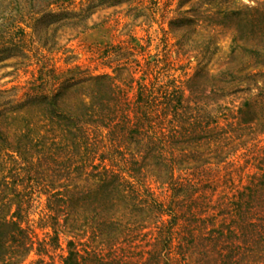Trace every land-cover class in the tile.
<instances>
[{"label": "trees", "instance_id": "trees-1", "mask_svg": "<svg viewBox=\"0 0 264 264\" xmlns=\"http://www.w3.org/2000/svg\"><path fill=\"white\" fill-rule=\"evenodd\" d=\"M117 1L0 0V61L22 55L28 37L45 48L47 32L55 38L62 28L84 31L90 8ZM200 2L208 7L197 11V2L193 12L228 25L232 42L254 36L257 42L243 50L264 61V9H239L228 0ZM46 71L14 105L35 108L33 115L11 110L14 115L5 117L18 122L11 127L0 120V264H18L32 246L21 222L32 201V187L22 182L33 177L45 196L55 242L54 226L61 220L69 235L84 228L81 234L102 236L109 245L105 255L78 249L69 239L62 264H130L134 236L153 223L156 234L139 264L264 262V151L246 185L212 199L197 186L218 162L198 149L219 136L215 115L203 105L188 102L176 87L142 85L129 98L109 73L84 74L77 66ZM216 147L209 152L220 151ZM144 171L171 190L168 206L138 182L135 173ZM28 264L52 263L38 258Z\"/></svg>", "mask_w": 264, "mask_h": 264}, {"label": "rangeland", "instance_id": "rangeland-1", "mask_svg": "<svg viewBox=\"0 0 264 264\" xmlns=\"http://www.w3.org/2000/svg\"><path fill=\"white\" fill-rule=\"evenodd\" d=\"M197 2L200 4L197 11L208 7L200 0H118L113 5L90 8L84 31L62 28L55 38L47 32L45 48L40 46L37 37L26 38L22 55H11L0 61V120L4 117L11 127L18 122L5 116L33 115L35 108L14 105L24 98L28 87L37 85V79L48 68L60 73L76 70L77 66L84 74L109 73L129 98L142 85H152L155 89L160 84L162 88L176 87L185 100L203 105L217 119L219 136L215 144H203L198 149L208 151L211 162H218L204 173L202 181L207 186L201 188V181L198 192L209 194L212 199L233 194L257 171L264 151V61L257 62L243 50L257 42L254 36H238L232 42L233 30L228 25L219 26L212 20L209 23L193 12ZM227 3L239 9H264V0H228ZM186 19L191 22L182 24ZM41 33L40 39L44 40ZM244 102L249 105H243ZM215 147L220 151L209 152ZM135 176L164 207L168 206L173 197L167 186L155 181L148 171ZM32 179L28 182L24 178L22 182L23 186L32 187V201L22 212L25 216L21 222L28 228L32 246L18 264H28L38 258L62 264L69 239L78 244V249L109 254V245L102 236L81 234L84 228L76 235H69L67 225L63 227L61 220L54 226L58 229L55 242L45 196L39 192L36 178ZM155 234L154 223L145 224L139 230L127 256L130 264L141 262Z\"/></svg>", "mask_w": 264, "mask_h": 264}]
</instances>
